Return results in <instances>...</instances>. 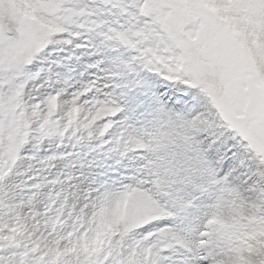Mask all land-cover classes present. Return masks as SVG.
<instances>
[{"label":"snow or ice","instance_id":"obj_1","mask_svg":"<svg viewBox=\"0 0 264 264\" xmlns=\"http://www.w3.org/2000/svg\"><path fill=\"white\" fill-rule=\"evenodd\" d=\"M0 264H264V0H0Z\"/></svg>","mask_w":264,"mask_h":264},{"label":"rangeland","instance_id":"obj_2","mask_svg":"<svg viewBox=\"0 0 264 264\" xmlns=\"http://www.w3.org/2000/svg\"><path fill=\"white\" fill-rule=\"evenodd\" d=\"M39 83L40 82H37V86H39ZM55 150H56V148H55L54 144L53 145L45 144V145L41 146L40 151H39V155L41 157H43L45 155L51 154ZM68 150L71 151L72 149L69 148ZM25 155H31V152L26 150ZM29 163H32V161H28V160L21 161L18 170L23 172L28 167ZM55 171H56V169H53V172H55ZM99 171H100V169H95V168L94 169L85 168V169H82L80 171H77L76 175L79 179L76 181H73V183L79 186L80 192H83L84 190H86V186L89 183V180L91 178V173L99 172ZM21 178L22 177H15L14 182L18 183ZM73 190L75 191L76 189H73Z\"/></svg>","mask_w":264,"mask_h":264}]
</instances>
